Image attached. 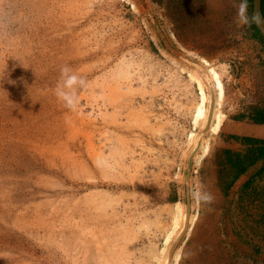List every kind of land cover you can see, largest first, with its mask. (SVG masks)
<instances>
[{"label":"rangeland","instance_id":"1","mask_svg":"<svg viewBox=\"0 0 264 264\" xmlns=\"http://www.w3.org/2000/svg\"><path fill=\"white\" fill-rule=\"evenodd\" d=\"M131 1L0 0V264H156L176 202L197 214L168 245L179 264H264L261 164L224 191L221 129L199 164L188 141L203 59L226 118L264 107V46L238 23L241 0ZM64 65L86 81L70 108Z\"/></svg>","mask_w":264,"mask_h":264},{"label":"bare ground","instance_id":"2","mask_svg":"<svg viewBox=\"0 0 264 264\" xmlns=\"http://www.w3.org/2000/svg\"><path fill=\"white\" fill-rule=\"evenodd\" d=\"M125 1L132 6V9H136V6L131 0ZM202 61L207 66L204 72L199 75L190 74V80L195 83L198 90V101L194 105L192 119L193 123L198 125L200 133L195 134L191 132L188 136V141L194 144L193 147L195 148L194 151H196L195 154H197L198 164L208 155L211 145L210 139L213 135L219 133L226 118L221 110L225 97L222 74L218 72L216 67L211 66L207 60L203 59ZM170 214L171 222L168 224L165 232L163 247L157 256H153L156 264H179L182 247L180 246L175 250L172 249V252H169L168 245L172 240L177 241L180 236L184 234L188 235L197 220V214L190 213V206L182 204L181 202L174 204Z\"/></svg>","mask_w":264,"mask_h":264},{"label":"trees","instance_id":"3","mask_svg":"<svg viewBox=\"0 0 264 264\" xmlns=\"http://www.w3.org/2000/svg\"><path fill=\"white\" fill-rule=\"evenodd\" d=\"M247 5L250 18L248 27L250 38L258 41L264 46V38L259 34L252 20V0H248ZM261 12L264 18V0H261ZM234 117L236 120H242L244 117H247V119L254 124L264 125V107H254L249 115L242 113ZM242 141L251 144V146L245 149L244 152L235 153L230 150H222L220 153L221 155H218L217 157L220 164L226 165L228 169L232 171L231 179L225 184L224 191H227L242 174L246 173L258 163H260L261 166L253 176L264 180V142L246 137L242 138ZM250 183L251 180L246 183L244 188L249 187Z\"/></svg>","mask_w":264,"mask_h":264},{"label":"clouds","instance_id":"4","mask_svg":"<svg viewBox=\"0 0 264 264\" xmlns=\"http://www.w3.org/2000/svg\"><path fill=\"white\" fill-rule=\"evenodd\" d=\"M234 6L237 7L238 23L241 25L248 24L245 0H241L238 5ZM60 72L61 83L57 87V95L63 100L65 106L70 108L75 103V88L86 87V81L82 77H78L69 65L62 66ZM190 195L198 206L207 207L209 210H211V205L216 199L215 195L200 180L195 182Z\"/></svg>","mask_w":264,"mask_h":264},{"label":"crops","instance_id":"5","mask_svg":"<svg viewBox=\"0 0 264 264\" xmlns=\"http://www.w3.org/2000/svg\"><path fill=\"white\" fill-rule=\"evenodd\" d=\"M219 135V142L222 150L240 153L251 146L248 142L245 143L242 141L244 137L258 139L264 142V125L254 124L250 122L247 117H244L242 120H236L232 115L224 120ZM248 171L242 174L233 185H238L240 188L246 185L249 181L247 175Z\"/></svg>","mask_w":264,"mask_h":264},{"label":"water","instance_id":"6","mask_svg":"<svg viewBox=\"0 0 264 264\" xmlns=\"http://www.w3.org/2000/svg\"><path fill=\"white\" fill-rule=\"evenodd\" d=\"M252 20L259 34L264 38V18L261 12V0H252Z\"/></svg>","mask_w":264,"mask_h":264},{"label":"built area","instance_id":"7","mask_svg":"<svg viewBox=\"0 0 264 264\" xmlns=\"http://www.w3.org/2000/svg\"><path fill=\"white\" fill-rule=\"evenodd\" d=\"M197 170H198V165H197V167L193 170V173L196 175V173H197Z\"/></svg>","mask_w":264,"mask_h":264}]
</instances>
